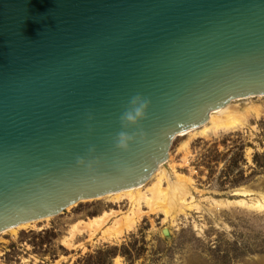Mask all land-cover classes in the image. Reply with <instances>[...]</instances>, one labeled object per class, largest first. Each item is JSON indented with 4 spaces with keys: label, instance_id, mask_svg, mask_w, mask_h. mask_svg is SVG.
<instances>
[{
    "label": "water",
    "instance_id": "obj_1",
    "mask_svg": "<svg viewBox=\"0 0 264 264\" xmlns=\"http://www.w3.org/2000/svg\"><path fill=\"white\" fill-rule=\"evenodd\" d=\"M256 95L264 0H0V232L143 186L177 135Z\"/></svg>",
    "mask_w": 264,
    "mask_h": 264
},
{
    "label": "rangeland",
    "instance_id": "obj_2",
    "mask_svg": "<svg viewBox=\"0 0 264 264\" xmlns=\"http://www.w3.org/2000/svg\"><path fill=\"white\" fill-rule=\"evenodd\" d=\"M231 105L247 113L239 128L175 137L163 169L171 182L185 179L175 192L168 188L176 211L166 215L162 201L154 211L143 203L134 228L104 238L134 204L127 196L83 200L48 220L2 232L0 264H264V209L238 202L264 197V96ZM156 179L141 193L151 197ZM92 220L103 223L83 230Z\"/></svg>",
    "mask_w": 264,
    "mask_h": 264
},
{
    "label": "bare ground",
    "instance_id": "obj_3",
    "mask_svg": "<svg viewBox=\"0 0 264 264\" xmlns=\"http://www.w3.org/2000/svg\"><path fill=\"white\" fill-rule=\"evenodd\" d=\"M263 96L264 95H256V96H250V97L236 99V100L232 101L230 104H228L225 107H222V108L215 109V110L211 111V113L209 115V120L206 123H204L203 125L195 128V129L180 133L177 136H182V135H186V134H189V133H194L197 136L198 135H204L205 136V135H209L210 133H215V132H219V131H222V130L225 131V130L237 129V128H239L240 126H242L244 124L245 116H246L245 114H247V113L240 112L239 110H236V109H231V106H232L231 104L233 102H235V101L243 100V99H246V98L249 99V98L263 97ZM248 116H249V114H248ZM166 161H168V160H166ZM166 161L164 163H162L159 166V168L155 171V173L151 176V178H153L155 176L158 178V180L156 179L158 182L156 184L154 183V186L151 185V186H153L151 188V190L149 191V194L151 195V197L149 195H147L146 193H141V189L144 187V185L146 183L143 186L130 188V189H125V190H122V191H119V192L109 193L107 195L101 196V197H114V198H120V197H123V196H125V197L127 196V197H129L131 202L134 204L133 205L134 206V210H132L129 214H125V215L119 216L117 219H115L113 221V224L111 225V227H109L107 230H105L103 232V237L104 238H112V237H115V236H119V235L123 234L125 231L131 230L132 228H134L135 225L137 224L138 220L141 218V216L144 213V210L142 209L143 203L148 204V206L150 207V210H152V211L156 210L159 207H162V205H163L164 212H165L166 215H169L170 213H172V211L174 212V211L177 210V204H175L174 203L175 200L171 198V197L175 196L176 194L172 195L171 197L170 196L167 197L168 191L169 192H171V191L175 192V189L180 187V185H182L181 183L185 179H183L180 176L179 177L177 176V178L173 182H171L170 178L168 177V174H166L165 170L163 169V165L166 164ZM166 170H167V168H166ZM166 179H167V182H168L169 185L165 189L163 187V181L164 180L166 181ZM169 187H170L171 191L168 189ZM246 194H247L246 192L241 193V195H244V196H246ZM101 197H97V198H101ZM175 198H176V196H175ZM93 199H96V198H93ZM87 200H90V199H87ZM120 200H121V198H120ZM180 200L184 201V199H182V197L180 198ZM248 200L243 198L242 200H239L238 202L239 203H245L246 205H250V206H253V207L260 208V209H264V197L252 198V199L249 200L250 202ZM161 201H162V203L164 202V204H162ZM180 203H182V202H180ZM184 204H186V203H184ZM182 205H183V203H182ZM186 206H187V204H186ZM190 206H191V204H190ZM49 218L47 217V220ZM43 219H45V218H43ZM43 219L30 221V222H27V223H22V224H19V225L4 229L3 231L0 232V234L2 232H4V231H14V232H16V230H18L19 228H24V227H28V226H31V225H35L36 223H38L40 221H43ZM101 223H103V222H100V221L97 222L96 220H92V222H87L85 224V226L83 227V230L87 229V230H91L92 231V230H94L95 226L98 229L100 227Z\"/></svg>",
    "mask_w": 264,
    "mask_h": 264
},
{
    "label": "clouds",
    "instance_id": "obj_4",
    "mask_svg": "<svg viewBox=\"0 0 264 264\" xmlns=\"http://www.w3.org/2000/svg\"><path fill=\"white\" fill-rule=\"evenodd\" d=\"M149 102L142 97H135L131 101V110L127 111L122 117V121H126L130 124H137L140 120L144 119L147 114ZM134 139L133 136L128 135L125 132H121L118 137L117 147L121 149H127L129 142Z\"/></svg>",
    "mask_w": 264,
    "mask_h": 264
}]
</instances>
